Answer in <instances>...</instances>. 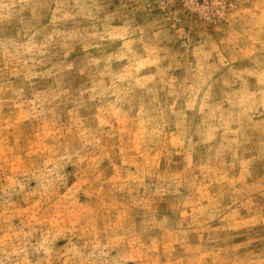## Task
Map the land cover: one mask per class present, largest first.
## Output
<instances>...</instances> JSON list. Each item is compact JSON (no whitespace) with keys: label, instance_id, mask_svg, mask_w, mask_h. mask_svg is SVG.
<instances>
[{"label":"rangeland","instance_id":"obj_1","mask_svg":"<svg viewBox=\"0 0 264 264\" xmlns=\"http://www.w3.org/2000/svg\"><path fill=\"white\" fill-rule=\"evenodd\" d=\"M0 264H264V0H0Z\"/></svg>","mask_w":264,"mask_h":264}]
</instances>
